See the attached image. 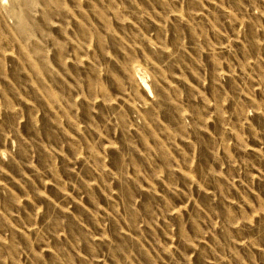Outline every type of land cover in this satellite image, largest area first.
<instances>
[{
    "label": "rangeland",
    "instance_id": "1",
    "mask_svg": "<svg viewBox=\"0 0 264 264\" xmlns=\"http://www.w3.org/2000/svg\"><path fill=\"white\" fill-rule=\"evenodd\" d=\"M0 264H264V0H0Z\"/></svg>",
    "mask_w": 264,
    "mask_h": 264
}]
</instances>
